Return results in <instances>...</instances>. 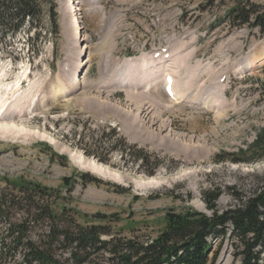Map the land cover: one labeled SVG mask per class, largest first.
Wrapping results in <instances>:
<instances>
[{
    "label": "rangeland",
    "instance_id": "rangeland-1",
    "mask_svg": "<svg viewBox=\"0 0 264 264\" xmlns=\"http://www.w3.org/2000/svg\"><path fill=\"white\" fill-rule=\"evenodd\" d=\"M53 3L55 21L37 39L25 29L1 40L0 245L4 220L22 218L10 197L27 183L47 188L56 212L70 210L64 219L146 238L169 209L210 215L213 196L222 211L264 182V157L246 151L264 127V28L231 12L253 4L262 14L264 0ZM154 59L151 81L141 65ZM43 226L26 238L37 242ZM215 252L213 264H238L226 241Z\"/></svg>",
    "mask_w": 264,
    "mask_h": 264
},
{
    "label": "trees",
    "instance_id": "trees-1",
    "mask_svg": "<svg viewBox=\"0 0 264 264\" xmlns=\"http://www.w3.org/2000/svg\"><path fill=\"white\" fill-rule=\"evenodd\" d=\"M231 12L237 13L242 25L264 28V13L257 14L253 4L236 6ZM45 21H55L53 0H0V48L6 45L1 40H11L25 29L28 39H37L43 33ZM119 141L126 145L123 137ZM246 151L256 154L253 160L264 157V127L258 130ZM146 155L134 159L143 163ZM158 165L159 160H154L155 168ZM18 189V195L10 197L9 205L17 207L22 218L14 224L4 220L8 228L1 240L0 261L18 257L17 264H213L215 243L220 248L226 241L233 248L238 264H260L264 244V182L238 205L222 211L213 204L218 195L213 196L207 204L212 211L210 215L192 209L179 212L169 209L164 214V228L156 236L146 238L113 233L107 225H80L71 216L64 219L70 210L62 208L56 212L51 206L52 194L38 184L27 183ZM5 204L6 200L0 199L2 211ZM39 222L45 230L37 243L28 240L26 234Z\"/></svg>",
    "mask_w": 264,
    "mask_h": 264
},
{
    "label": "bare ground",
    "instance_id": "bare-ground-1",
    "mask_svg": "<svg viewBox=\"0 0 264 264\" xmlns=\"http://www.w3.org/2000/svg\"><path fill=\"white\" fill-rule=\"evenodd\" d=\"M69 3H73V1H69ZM68 3V4H69ZM74 5V4H73ZM74 22H78V21H75L74 20ZM157 59H160V58H157ZM157 59H154V61H152L151 63H149V64H143V65H141V67L142 68H146V67H148V68H151V69H153V68H155V67H158V66H160V64H161V62L162 61H159V60H157ZM161 60V59H160ZM157 72H158V70L157 69H153V70H151V73H149V77H150V80L151 81H155L157 78H158V74H157ZM149 80V81H150ZM147 80L146 79H144V82H146ZM128 84V83H127ZM165 87H167V86H165ZM165 90H166V88H165ZM13 93V92H12ZM10 95V94H9ZM167 96L168 97H170V98H172V99H179V97H178V94L176 93V91H175V89L174 88H170V90H169V92L167 93ZM11 97H12V95H11ZM145 113V112H144ZM143 114V113H142ZM150 121V120H149ZM4 128V127H3ZM160 130L162 129V128H159ZM97 165L93 162L92 164H89L88 166H87V168H89V170H91L92 172H96V174L98 173L100 176H106L105 175V172L103 171V173L99 170V169H97V167H96Z\"/></svg>",
    "mask_w": 264,
    "mask_h": 264
}]
</instances>
